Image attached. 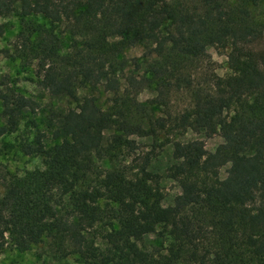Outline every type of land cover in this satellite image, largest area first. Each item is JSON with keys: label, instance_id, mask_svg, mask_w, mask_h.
I'll list each match as a JSON object with an SVG mask.
<instances>
[{"label": "trees", "instance_id": "trees-1", "mask_svg": "<svg viewBox=\"0 0 264 264\" xmlns=\"http://www.w3.org/2000/svg\"><path fill=\"white\" fill-rule=\"evenodd\" d=\"M11 17L40 89L73 106L51 109L53 146L41 130L20 145L43 170L12 176L0 162V256L9 242L25 252L48 238L59 261L77 264H264V0H0V19ZM208 47L227 53V76ZM203 60L200 81L189 68ZM1 86L0 139L40 108ZM182 91L191 101L173 114L171 93ZM189 132L226 143L210 152ZM136 138L152 143L141 158ZM163 178L181 189L167 207ZM151 234L160 244H146Z\"/></svg>", "mask_w": 264, "mask_h": 264}, {"label": "rangeland", "instance_id": "rangeland-1", "mask_svg": "<svg viewBox=\"0 0 264 264\" xmlns=\"http://www.w3.org/2000/svg\"><path fill=\"white\" fill-rule=\"evenodd\" d=\"M36 21L42 25L50 26L49 22L43 17L35 18ZM0 23L6 26L5 34L0 36V50H9V55H0V90L2 88L1 82L6 80L10 83L11 88H15L23 94L35 98L40 105V108L36 115H29L21 124L18 132L6 135L0 139V162L6 167L7 171L12 176L22 177L30 172L36 170H43L44 159L42 156H26L21 152L20 145L27 139L32 138L37 130H41L49 136V147L53 146L56 142L50 140L51 134L46 128L47 120L50 118L51 109L68 108L73 106L72 103L66 101L59 103L53 101L40 87L38 86L37 67L36 63H32L31 57L22 59L19 57V52L15 46L17 36L21 31V20L18 17H11L7 19H0ZM51 27V26H50ZM60 28V27H59ZM143 49L140 47L129 49L125 52V55L129 59L135 57H141L143 55ZM206 54L211 57L207 61L211 60L214 63L216 73L222 77L227 76L230 73L228 68L227 53L213 47L206 49ZM207 61H199L193 65H190V72H194L197 78L203 79V73L207 66ZM209 64V63H208ZM90 93L88 90H83L82 94ZM98 101V105L104 110H109L110 96L102 89L92 92ZM154 97V94L150 91L144 92L140 99L144 102ZM191 101L190 94L186 91L172 92L168 109L173 114L181 113L188 108ZM162 109H156L158 115H161ZM35 124L37 125H34ZM3 124L2 118V101L0 99V125ZM138 142V149L136 152L137 158H141L151 150V142L146 139L136 138ZM203 140L206 144L207 150L210 152H216L225 143L226 139L220 134H216L213 137L207 138L204 135H198L193 132H189L185 136V140ZM160 154V153H159ZM154 166L163 171L169 163V156L167 152H164L158 158L154 159ZM231 166L228 165L221 169L220 177L225 179L230 171ZM162 187L165 194L164 205L167 207L174 203V199L181 193L179 185L169 179H162ZM146 244L148 246H154L160 244L155 234H151L146 238ZM59 255L56 252L55 246L48 238L38 245H34L30 250L22 252L19 251L12 242H9L4 252L0 256V264H77L76 259L71 257L69 260L59 261L57 258Z\"/></svg>", "mask_w": 264, "mask_h": 264}]
</instances>
